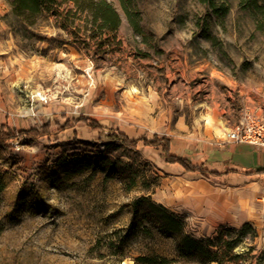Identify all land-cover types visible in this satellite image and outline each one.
Wrapping results in <instances>:
<instances>
[{
    "label": "rangeland",
    "instance_id": "rangeland-1",
    "mask_svg": "<svg viewBox=\"0 0 264 264\" xmlns=\"http://www.w3.org/2000/svg\"><path fill=\"white\" fill-rule=\"evenodd\" d=\"M95 1L118 13L116 31L65 0L34 25L0 0V125L28 130L85 116L107 129L74 122L0 146V264H218L181 256L179 238L137 212L141 199L181 217L197 239L251 224L219 257L264 264V184L255 194L235 181L237 195L215 192L169 167L159 149L106 136L169 137L180 152L226 140L246 119L264 123V0ZM200 197L230 201L235 224H210Z\"/></svg>",
    "mask_w": 264,
    "mask_h": 264
},
{
    "label": "trees",
    "instance_id": "trees-1",
    "mask_svg": "<svg viewBox=\"0 0 264 264\" xmlns=\"http://www.w3.org/2000/svg\"><path fill=\"white\" fill-rule=\"evenodd\" d=\"M75 4L77 10L81 12L89 11L93 14L94 23L101 22L102 27L116 31L120 25V17L118 13L105 1L97 2L95 0H65ZM12 7V14L18 20L34 25L37 19L46 11L56 10L62 3V0H8ZM64 117V115H62ZM74 122L82 123L88 126L92 131L103 134L107 131L106 127L101 125L89 117L79 116L66 118V123L60 125L58 122H47L40 128H31L28 130H14L8 124L0 125V146L10 147L11 142L25 143L27 140H36L40 137H52L58 133L65 132L74 126ZM107 138L119 141L129 147L137 148L140 143L144 146H152L161 150L162 155L165 157L166 162L170 164H179L187 172H199L204 178L213 183H217L220 175L218 173L208 172L202 168L191 163L188 159L181 158L171 154L172 140L168 137H160L154 135L152 140L141 138L139 140L131 139L128 135L120 131H108ZM79 165L73 164L72 170L78 173ZM6 189L5 180L0 177V192ZM140 203L145 204V207H140ZM137 212L144 213V216L154 222L163 234L168 236H177L179 238V252L183 257H196L204 263H218L224 264L220 259V251L232 253L235 248V242L242 240L249 230H253L251 224H245L239 229L235 228H221L218 235L214 239H197L188 235L185 232L184 222L181 217L171 212L162 205L141 199L137 202ZM2 223L0 220V230ZM234 233L237 235L235 238ZM228 236L230 239H226ZM214 248H217L216 251ZM219 249V250H218ZM138 260L147 263L157 262L152 258L142 257ZM259 264V263H258Z\"/></svg>",
    "mask_w": 264,
    "mask_h": 264
},
{
    "label": "crops",
    "instance_id": "crops-1",
    "mask_svg": "<svg viewBox=\"0 0 264 264\" xmlns=\"http://www.w3.org/2000/svg\"><path fill=\"white\" fill-rule=\"evenodd\" d=\"M141 138L142 137L131 139L139 140ZM171 140V154L188 159L191 163L198 166L199 168H202L208 172L218 173L220 175L218 182L213 183L210 180L204 178L199 172H187L179 164L167 163L165 157L162 155L164 157L165 163L169 165V167L178 168V170H182V172L187 176H198L201 182L200 185L202 184L215 192L228 189V192L233 196L239 193V191H231L239 189L231 188L230 183L234 181L237 183V185L245 184L246 190L254 194L260 189V187H263L264 149L250 144L228 143L226 140H207L184 144L183 147L181 146L182 151L177 152V144L173 139ZM198 200L199 202L204 203V206L199 205V212H202V207H206L203 209V214L204 216H207L210 224L215 226L234 225V217H239V215L232 213L231 210L233 205H230L232 204L230 201L222 202V204L219 203L217 199H213L211 197H200ZM244 200L247 202L245 204L250 207L251 202L249 200L240 199V201ZM241 210L242 209L239 207L238 211ZM247 214L249 213L247 212ZM244 216L248 217L246 213ZM244 222H248V220L245 219Z\"/></svg>",
    "mask_w": 264,
    "mask_h": 264
},
{
    "label": "built area",
    "instance_id": "built-area-1",
    "mask_svg": "<svg viewBox=\"0 0 264 264\" xmlns=\"http://www.w3.org/2000/svg\"><path fill=\"white\" fill-rule=\"evenodd\" d=\"M226 141L264 149V123L250 118L241 121L226 134Z\"/></svg>",
    "mask_w": 264,
    "mask_h": 264
},
{
    "label": "bare ground",
    "instance_id": "bare-ground-1",
    "mask_svg": "<svg viewBox=\"0 0 264 264\" xmlns=\"http://www.w3.org/2000/svg\"><path fill=\"white\" fill-rule=\"evenodd\" d=\"M37 95H38V96H42V99H43V100L45 99L44 95H43L41 92L37 93Z\"/></svg>",
    "mask_w": 264,
    "mask_h": 264
}]
</instances>
